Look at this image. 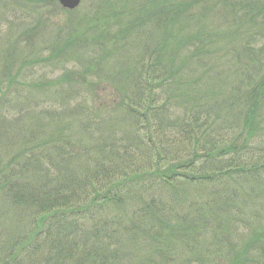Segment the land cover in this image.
<instances>
[{
	"label": "trees",
	"instance_id": "16d2710c",
	"mask_svg": "<svg viewBox=\"0 0 264 264\" xmlns=\"http://www.w3.org/2000/svg\"><path fill=\"white\" fill-rule=\"evenodd\" d=\"M96 8L2 38L0 264H264V0Z\"/></svg>",
	"mask_w": 264,
	"mask_h": 264
},
{
	"label": "rangeland",
	"instance_id": "374dc122",
	"mask_svg": "<svg viewBox=\"0 0 264 264\" xmlns=\"http://www.w3.org/2000/svg\"><path fill=\"white\" fill-rule=\"evenodd\" d=\"M24 2L22 1V4H25V6L27 4L29 7H24L23 9L19 8L15 11L14 6V9H9L12 10V12L4 9L8 12L6 13L5 21L1 22L0 20V47L5 46V44H1L3 43L2 38L5 37L4 34L11 32V27L9 29V26L15 23V33L13 32V35L11 34L8 43L10 44L14 41L15 36L17 33H19V31L23 29L31 30L34 33H30L33 35V38H30V41L25 39V42H23V40H19V44L25 48V51L29 52V54L34 55V53H38L42 58L44 55H48L47 48L51 47V44L54 45L53 43L59 37L57 36L59 31L65 30L66 26L71 24L72 20H76L77 16H81L83 14H87L89 16L92 11H95V9L97 11V0H82L81 5L73 11L62 8L58 0H55V7L53 5L47 4L46 2L44 4L41 0H24ZM94 15L95 14L90 15L88 18L93 19ZM59 40L63 41L64 38L60 37ZM36 49L42 53L34 52L33 50ZM63 56L64 55H61L60 57ZM55 71L56 72L52 73V71H47L45 69V72H37L36 76L31 75V77H37L38 75L44 77L48 76V78L56 77V75L62 73V68L56 69ZM5 222L7 226L12 224V217ZM2 224L3 220H0V226Z\"/></svg>",
	"mask_w": 264,
	"mask_h": 264
},
{
	"label": "water",
	"instance_id": "95a60500",
	"mask_svg": "<svg viewBox=\"0 0 264 264\" xmlns=\"http://www.w3.org/2000/svg\"><path fill=\"white\" fill-rule=\"evenodd\" d=\"M62 6L69 9H74L80 5L81 0H59Z\"/></svg>",
	"mask_w": 264,
	"mask_h": 264
}]
</instances>
